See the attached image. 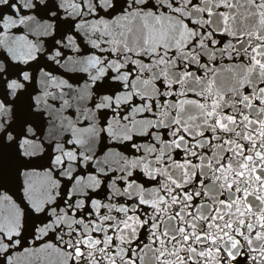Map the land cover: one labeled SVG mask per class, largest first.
<instances>
[{
  "label": "snow or ice",
  "instance_id": "obj_1",
  "mask_svg": "<svg viewBox=\"0 0 264 264\" xmlns=\"http://www.w3.org/2000/svg\"><path fill=\"white\" fill-rule=\"evenodd\" d=\"M0 264H264V0H0Z\"/></svg>",
  "mask_w": 264,
  "mask_h": 264
}]
</instances>
